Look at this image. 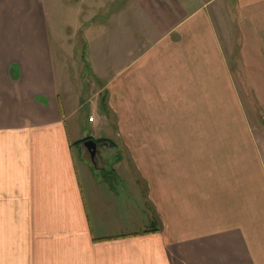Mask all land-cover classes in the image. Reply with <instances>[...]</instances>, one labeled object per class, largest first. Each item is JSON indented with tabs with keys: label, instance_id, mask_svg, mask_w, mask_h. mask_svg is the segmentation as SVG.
Returning a JSON list of instances; mask_svg holds the SVG:
<instances>
[{
	"label": "crops",
	"instance_id": "1",
	"mask_svg": "<svg viewBox=\"0 0 264 264\" xmlns=\"http://www.w3.org/2000/svg\"><path fill=\"white\" fill-rule=\"evenodd\" d=\"M46 1L0 0V195L10 236L25 240L3 253L15 264H264V0H104L77 29L89 67L113 22L116 71L101 69L107 96L94 102L74 96ZM86 105L95 140L109 138L96 128L106 107L150 127L145 160L129 141L113 169L95 168L74 119Z\"/></svg>",
	"mask_w": 264,
	"mask_h": 264
},
{
	"label": "rangeland",
	"instance_id": "2",
	"mask_svg": "<svg viewBox=\"0 0 264 264\" xmlns=\"http://www.w3.org/2000/svg\"><path fill=\"white\" fill-rule=\"evenodd\" d=\"M82 1L88 2L85 4V9L82 7ZM104 0H47L46 1V15L47 21L49 26L51 27L52 32V43L55 54L62 59L61 64L65 63L69 69V80L72 82L76 94L75 97L78 95V91L82 92L83 90V97L85 99H92L94 101H98V96L101 100V97L104 95L106 98L107 91L103 89L98 83L96 82L95 78L97 76H105L104 72L101 69L108 68L107 70L111 72L116 71L117 62L114 61L113 56V22L108 21L107 23V40L104 41L106 44L103 47L102 56L104 59H99V57H93L92 53L89 51V57L91 56L92 61L89 67L85 65V63L80 60V51L82 47V36L78 28L81 27V20L85 13H89L92 15V11H96L98 5L103 3ZM112 0L109 2L111 3ZM112 8V7H111ZM106 9H110L107 7ZM78 32V33H77ZM60 35V36H59ZM60 37L64 46L67 48V53H63L60 50ZM111 41V42H110ZM62 55H65L63 58ZM95 71L96 73H94ZM71 76V77H70ZM108 77H105L106 81ZM81 89V90H80ZM90 106L86 105L80 109L76 116H80L79 118L74 117V119H80L81 121V136H88L89 130L91 128L92 123L88 120V117L93 115L90 114L89 111ZM105 113L112 118L106 119L105 117H101L98 125L96 128L99 130L103 129L104 136H109V139L114 142V144L110 143H101L100 149L97 145V153L96 156L93 158L91 151L87 148L89 153L90 159L92 164L95 168L102 170L105 167L113 169L114 163L120 160L121 157L124 155H129V141L134 147V149L138 152L139 151L143 155V159L145 160V137L146 133L149 132V128L145 125H133V121L130 120V111L129 110H122V117H116L115 113L105 108ZM117 115V114H116ZM121 118V119H120ZM73 120L69 119V122ZM96 120V118H95ZM94 121V120H91ZM123 122L122 124L120 122ZM120 123V124H118ZM152 128V127H151ZM161 129V127H160ZM180 127H170V130L177 132ZM88 131V132H87ZM112 138V139H111ZM143 139V140H142ZM118 143V145H117ZM106 145V148H104ZM118 146V147H117ZM142 160V159H141ZM142 162V161H141ZM4 200L0 195V264H15L10 261V255L4 254L3 251L5 246H22L25 240L22 239L21 236L16 237L13 235L10 236L11 227L16 223L12 221L13 212L7 211V205H5ZM16 208V207H15ZM19 227V226H18ZM5 256V259L1 257Z\"/></svg>",
	"mask_w": 264,
	"mask_h": 264
},
{
	"label": "water",
	"instance_id": "3",
	"mask_svg": "<svg viewBox=\"0 0 264 264\" xmlns=\"http://www.w3.org/2000/svg\"><path fill=\"white\" fill-rule=\"evenodd\" d=\"M84 143H85V146L87 148H89V150L91 151V154L94 158L96 156V153H97V145H98L97 140H95L94 138H89Z\"/></svg>",
	"mask_w": 264,
	"mask_h": 264
},
{
	"label": "trees",
	"instance_id": "4",
	"mask_svg": "<svg viewBox=\"0 0 264 264\" xmlns=\"http://www.w3.org/2000/svg\"><path fill=\"white\" fill-rule=\"evenodd\" d=\"M88 138H90V136H88V137H85V138H83V139H81V140H79V143H83L85 140H87ZM98 140V142H104V143H110V144H114V142H112L109 138H107V137H103V138H99V139H97Z\"/></svg>",
	"mask_w": 264,
	"mask_h": 264
},
{
	"label": "built area",
	"instance_id": "5",
	"mask_svg": "<svg viewBox=\"0 0 264 264\" xmlns=\"http://www.w3.org/2000/svg\"><path fill=\"white\" fill-rule=\"evenodd\" d=\"M90 120H95V115H91Z\"/></svg>",
	"mask_w": 264,
	"mask_h": 264
},
{
	"label": "flooded vegetation",
	"instance_id": "6",
	"mask_svg": "<svg viewBox=\"0 0 264 264\" xmlns=\"http://www.w3.org/2000/svg\"><path fill=\"white\" fill-rule=\"evenodd\" d=\"M89 139V138H88ZM101 143H103V142H98V145H100Z\"/></svg>",
	"mask_w": 264,
	"mask_h": 264
}]
</instances>
